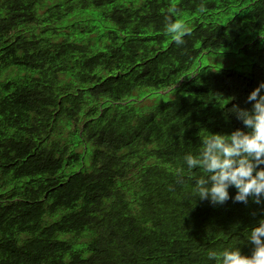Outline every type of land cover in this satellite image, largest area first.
Wrapping results in <instances>:
<instances>
[{"label":"trees","instance_id":"obj_1","mask_svg":"<svg viewBox=\"0 0 264 264\" xmlns=\"http://www.w3.org/2000/svg\"><path fill=\"white\" fill-rule=\"evenodd\" d=\"M261 82L264 0H0V264L250 256L264 200H200L184 157L251 132L234 106Z\"/></svg>","mask_w":264,"mask_h":264},{"label":"clouds","instance_id":"obj_2","mask_svg":"<svg viewBox=\"0 0 264 264\" xmlns=\"http://www.w3.org/2000/svg\"><path fill=\"white\" fill-rule=\"evenodd\" d=\"M169 8V13H176ZM206 6L201 3L199 13H205ZM166 32L171 35L177 46L185 44L184 36L191 31L181 21L173 22L171 15L165 16ZM264 82L251 91L247 102H252L251 110L234 106L235 115L246 129H239L229 135L209 133L203 140V149L197 156L187 154L184 160L189 169L200 167L204 176L196 181V192L200 200H208L212 205H223L230 198L234 202L261 204L264 200ZM178 176L183 169H178ZM182 182V181H181ZM229 188L236 189L230 197ZM253 245L250 256L241 254L239 248L225 249L222 252L210 251L208 258L217 264H264V219L250 230L249 240Z\"/></svg>","mask_w":264,"mask_h":264},{"label":"rangeland","instance_id":"obj_3","mask_svg":"<svg viewBox=\"0 0 264 264\" xmlns=\"http://www.w3.org/2000/svg\"><path fill=\"white\" fill-rule=\"evenodd\" d=\"M223 58H220L218 55H210V56H204L200 62L202 65H206V64H209V65H212L214 67H220V66H227V65H230L231 62L230 60L224 64L225 61L222 60ZM225 59V58H224Z\"/></svg>","mask_w":264,"mask_h":264}]
</instances>
